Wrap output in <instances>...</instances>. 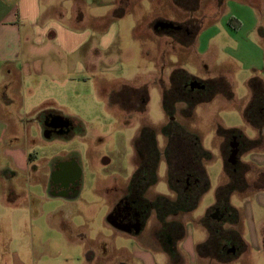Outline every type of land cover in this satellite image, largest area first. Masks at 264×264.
I'll list each match as a JSON object with an SVG mask.
<instances>
[{
    "label": "rangeland",
    "instance_id": "rangeland-1",
    "mask_svg": "<svg viewBox=\"0 0 264 264\" xmlns=\"http://www.w3.org/2000/svg\"><path fill=\"white\" fill-rule=\"evenodd\" d=\"M259 1L123 0V7L128 9L126 15L118 20L112 15L108 20V72L103 71V75L99 71L93 73L100 65L89 62V73H73L66 79V86L77 97L62 111L67 119L65 122L74 128L71 136L51 140L42 138L37 145L41 157L71 154L78 159L85 175L77 201L55 216L51 215L52 211L63 203L48 202L40 209V202H37L32 212L24 209L19 217L13 216L12 211L16 212L18 206L14 203L8 207L7 211L11 210V213L7 215L0 235L83 236L87 240L80 243L78 247L81 249L97 246L98 240L103 239L108 243L110 264H115L119 258L127 264H143L142 257L146 258L147 264H153L152 258L143 254V250H151V255H156L154 261L157 264H165L166 260L171 263V257L163 252L162 246L157 253L151 248L154 235H161L163 229L156 212L150 215L141 232L133 234L114 227L108 216L120 195L126 193L139 166L136 145L143 134L152 137L159 153L155 182L148 198H177L169 185L165 159L169 144L165 129L172 123L199 138L207 154L202 166L209 188L199 198L195 209L180 211L170 221L184 227L192 238L189 240L192 246L204 243L208 238L205 225L214 233L221 230L223 222L220 224L219 220L226 208L219 206V190L234 183L236 191L229 198L223 196V201L227 204L229 199V206L236 208L242 205V198L250 194L251 176L248 175H252L251 168L240 159H236L235 164L229 162L233 140L224 132L237 130L248 138H255L257 134V129L245 122L244 113L251 101L248 83L252 77L264 79V74L255 76L253 72L264 70V47L258 40L261 29L264 30V14L258 13L254 5ZM252 12L256 15L253 16ZM233 18L239 24L236 26L234 19L230 27ZM165 22L179 26L181 32L159 29L155 33L152 30ZM82 56L78 55L77 61L69 64L70 68L77 66ZM178 71L195 80L190 87L177 85L185 90L188 99L190 95L200 94L202 82L217 80L231 87V97L219 93L193 108L177 103L169 111L164 107L163 95L166 90L176 87L172 84V76ZM195 82L197 86L193 88ZM196 97L198 100L205 98ZM241 155L242 151H239L237 158ZM241 160L245 161L246 157L242 156ZM226 171L234 175V179H230ZM216 208L220 209L219 213ZM228 220L227 225H231L232 220ZM238 220L240 222L239 217ZM239 226L241 229L237 234L244 232ZM123 235L142 237L138 240L139 237ZM177 235H181V231ZM240 236L249 244L248 235ZM227 237L236 239L233 235L222 234L223 239L217 241L220 246L216 251L199 248L198 256L232 260L229 264H263L264 256L252 249L244 255L226 253L223 244ZM185 243L184 235L180 242H176V249H182ZM189 243L185 250L190 247ZM120 247L122 250L117 249ZM195 249L197 247H194V253Z\"/></svg>",
    "mask_w": 264,
    "mask_h": 264
},
{
    "label": "crops",
    "instance_id": "crops-1",
    "mask_svg": "<svg viewBox=\"0 0 264 264\" xmlns=\"http://www.w3.org/2000/svg\"><path fill=\"white\" fill-rule=\"evenodd\" d=\"M124 5L123 0H0V233L4 231L2 225L6 224V217L11 213V210L7 211L8 207L14 203L18 205L16 212L12 211L16 217L21 216L24 209L32 212L37 202H40V209L48 202L63 203L52 211L51 215L55 216L77 201L80 192L73 193V196L63 194L55 186L52 188L50 182V175L57 170V161L64 160L66 156L41 157L37 145L42 138L51 140L71 136L63 131L54 133L52 129L72 126L65 122L67 119L62 111L77 97L66 86V79L73 73H89V62L100 65L93 73L99 71L103 75L108 72V20L112 15L117 20L122 19L128 11ZM254 5L258 13L264 14V0ZM234 19L237 26L239 22L236 18L231 20ZM171 25L174 27L169 30L181 32L179 26ZM159 29L165 31L157 26L152 28L155 33ZM258 40L264 47L263 29ZM245 42L250 43V40ZM80 54L83 55L82 64L77 62V66L70 68L69 64L77 61ZM253 72L255 76L264 74V70ZM259 80L264 85V79ZM47 105L49 107H45ZM232 140L231 143H237L238 150L242 151L238 161L240 159L251 168L252 175H248L251 176L248 177L250 194L242 198L240 207L231 206L240 222L237 219L238 222L230 221L231 225H227L228 219L233 217L226 210L219 220L223 227L216 233L237 236L234 241L230 238L225 242L228 254L244 255L252 249L264 256V124L257 129L255 138L242 134V139ZM242 156L246 157L245 161L241 160ZM41 161L47 162L41 165ZM76 164L83 178L84 168L77 159ZM215 210L219 211V208ZM174 216L167 221L171 222ZM239 225L244 232L237 234L241 229ZM205 227L208 238L194 246L189 243L192 238L184 229L186 243L182 249L175 248L174 252L164 250L171 257V263L166 260L165 264H229L232 260L198 256V249L208 242L211 235L210 227ZM240 235H248L249 244ZM123 236L139 237L138 240L142 237ZM86 240L83 236L73 235H0V264H110L108 243L99 239L97 246L78 247ZM152 240L153 252L162 250L158 236L154 235ZM188 243L190 247L185 250ZM194 247H197L195 253ZM117 249L122 250V247ZM147 251L142 253L149 255L152 263L157 264L156 255L152 256L151 250ZM141 261L147 264L146 258L142 257ZM115 264L127 263L119 258Z\"/></svg>",
    "mask_w": 264,
    "mask_h": 264
},
{
    "label": "trees",
    "instance_id": "trees-1",
    "mask_svg": "<svg viewBox=\"0 0 264 264\" xmlns=\"http://www.w3.org/2000/svg\"><path fill=\"white\" fill-rule=\"evenodd\" d=\"M232 21L233 20H230L229 22L230 26L232 25ZM192 80H194L193 77L181 73L180 71L173 74L172 84L176 85V87L164 92L163 99L165 109L171 111L173 106L177 103H184L188 107L191 106L193 108L199 103L208 102L215 94L219 93L231 97V87L224 81L217 80L201 83L204 88L200 89V94L196 96L205 98L198 100L195 95H190L191 97L188 99L184 94L185 90L177 87V85L185 84L188 86ZM248 88L251 93V101L248 108L245 110L244 119L245 122L253 128L261 129L264 124V85L261 80L253 79L249 82ZM165 134L169 139L165 155L169 170V185L177 198L175 200H169L165 197H158L155 202V212L161 224V228H163L160 230L161 235H157L163 250L166 252H174L176 242L181 240L184 236V227L177 222H168L167 219L170 216L177 215L180 211L188 212L195 209L199 198L208 191L209 181L205 169L202 166V160L207 157V154L203 150L199 138L190 134L176 123L170 124L169 127L165 129ZM224 134L230 135L231 139H239V137H242L241 132L237 130L224 132ZM158 156L159 155L156 156L154 161V173H156ZM226 174L229 175L230 179H234V175L232 176L231 173H227L226 171ZM233 184L234 183H229L219 190L218 201L219 206L223 205L226 210L230 212L233 217L232 222H235L238 219L237 212L229 206V199L227 204L225 200L223 201V196L228 195L227 198H229L230 195L236 191ZM159 213H161V215ZM180 231L181 235H177ZM210 233L211 235L208 242L200 248L214 249V251H216L220 246L219 242L223 239L221 238L222 234L214 233L212 229H210ZM233 236H235V238L237 237L236 235ZM230 238L232 239L231 241L235 240L232 237ZM224 241L226 242L228 240L224 239ZM169 244H172V246ZM232 245L231 243V246ZM225 250L227 253L228 248L225 247Z\"/></svg>",
    "mask_w": 264,
    "mask_h": 264
},
{
    "label": "flooded vegetation",
    "instance_id": "flooded-vegetation-1",
    "mask_svg": "<svg viewBox=\"0 0 264 264\" xmlns=\"http://www.w3.org/2000/svg\"><path fill=\"white\" fill-rule=\"evenodd\" d=\"M193 81L195 80H192L188 87ZM190 90L192 89L190 88ZM52 129L54 133L63 131L68 132L69 135L74 130L73 126L61 128V130ZM136 146L140 157L139 166L129 181L126 193L120 195L115 207L111 210L110 217L108 216L114 227L121 228V230L128 231L131 234L139 233L144 228L150 215L155 212L157 199H150L147 196L155 179L154 161L156 156L159 155V153L157 154L156 143L152 137L143 134ZM76 159L75 156L72 157L70 154L64 160L57 161L58 167H55L57 170L50 175L52 188L55 186L60 193L71 194L72 196L79 191L83 178L80 175Z\"/></svg>",
    "mask_w": 264,
    "mask_h": 264
},
{
    "label": "water",
    "instance_id": "water-1",
    "mask_svg": "<svg viewBox=\"0 0 264 264\" xmlns=\"http://www.w3.org/2000/svg\"><path fill=\"white\" fill-rule=\"evenodd\" d=\"M173 25H169V24H159L157 25V28H162V29H168V28H173ZM194 86H197V83L195 82V84L193 83L192 87L194 88ZM200 89H203V86H199ZM239 154V150H238V144L237 143H232L231 145V154H230V159L229 162L230 163H236V159L238 157ZM113 224V223H112Z\"/></svg>",
    "mask_w": 264,
    "mask_h": 264
}]
</instances>
